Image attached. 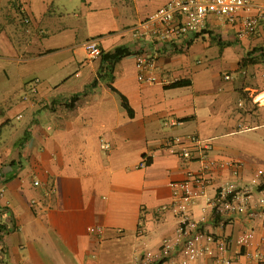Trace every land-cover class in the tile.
<instances>
[{
    "label": "crops",
    "instance_id": "crops-1",
    "mask_svg": "<svg viewBox=\"0 0 264 264\" xmlns=\"http://www.w3.org/2000/svg\"><path fill=\"white\" fill-rule=\"evenodd\" d=\"M170 1L0 0V264H139L148 252L177 264L170 184L201 163L166 144L178 138L199 156L189 137L217 164L191 218L228 242L230 264H264V64L242 65L264 50V20L248 37L213 16L196 38L134 32ZM138 54L154 58L144 74L154 83L139 81ZM225 183L247 190L257 216L214 214ZM164 241L179 245L161 259Z\"/></svg>",
    "mask_w": 264,
    "mask_h": 264
},
{
    "label": "built area",
    "instance_id": "built-area-1",
    "mask_svg": "<svg viewBox=\"0 0 264 264\" xmlns=\"http://www.w3.org/2000/svg\"><path fill=\"white\" fill-rule=\"evenodd\" d=\"M255 12V13H253ZM223 18L229 23L237 25L238 35L248 37L255 33L261 20H264V0H172L153 12L134 32L139 30L154 32L157 41L165 43L180 36L190 34L194 36L206 27L209 17ZM90 59H96L101 55L100 45L97 40H89L84 45ZM136 67L139 72V81L154 83L155 79L144 78V74L150 73L154 67V58L144 54L136 55ZM189 144L194 145L199 156H195L191 149L185 146L180 139L169 140L166 148L184 161L198 160L201 163L198 172H188L185 179L172 182L173 202L171 211L178 220V232L182 238V259L177 264H196L197 261L206 257L212 264H230L225 258L229 250V244L224 239L214 238L213 235L202 231L199 222L190 216V209L194 202L206 194V190L214 185L212 171L217 164L208 159L206 152L210 146L196 137H189ZM233 170L238 168L235 164L229 165ZM237 175V170H234ZM264 170L257 173V177H263ZM35 186L38 182L34 183ZM245 188H239L234 183H225L216 189L213 210L214 214L223 218H230L235 214H247L250 212L248 194ZM264 206V199L260 200ZM88 232L101 236V228H89ZM252 238L251 233L245 234L240 240L246 244ZM181 242V243H182ZM180 243V244H181ZM178 243L164 241L161 245L160 258L170 256ZM155 260L153 253H145L139 264H152ZM261 264V263H258Z\"/></svg>",
    "mask_w": 264,
    "mask_h": 264
},
{
    "label": "trees",
    "instance_id": "trees-1",
    "mask_svg": "<svg viewBox=\"0 0 264 264\" xmlns=\"http://www.w3.org/2000/svg\"><path fill=\"white\" fill-rule=\"evenodd\" d=\"M204 33H205V31H201V32L198 33V34H195L193 37L196 38V37H198V36H200V35H202V34H204ZM255 51H256V50H255ZM255 51H253L252 53H250L249 56L253 55V53H255ZM258 51H259V55H258V56L254 57L253 59H252L251 57H248V59H247V58L244 59V60L242 61V65H243V66H246V65L255 64L254 61H257V59H258V60H259V59H262V58L264 57V50L259 49ZM188 85H189V82H187V81H181V82L173 83V84L169 85L167 88H168V89H174V88H179V87H185V86H188ZM76 99H77V96L73 97V98L71 99V102L74 103V102L76 101ZM161 263H162V262H161ZM161 263H160V264H161Z\"/></svg>",
    "mask_w": 264,
    "mask_h": 264
},
{
    "label": "rangeland",
    "instance_id": "rangeland-1",
    "mask_svg": "<svg viewBox=\"0 0 264 264\" xmlns=\"http://www.w3.org/2000/svg\"><path fill=\"white\" fill-rule=\"evenodd\" d=\"M261 61H262V63L264 64V57L262 58V59H260ZM262 79H263V81H264V67H263V69H262ZM252 75V74H251ZM253 77L255 78V75H254V73H253ZM255 82H256V80H255ZM264 83V82H263ZM257 86V85H256ZM251 88L253 89V90H255V89H257V87H255L254 85H252L251 86ZM250 93L252 92V90L251 91H249ZM253 94H256V91H253Z\"/></svg>",
    "mask_w": 264,
    "mask_h": 264
},
{
    "label": "bare ground",
    "instance_id": "bare-ground-1",
    "mask_svg": "<svg viewBox=\"0 0 264 264\" xmlns=\"http://www.w3.org/2000/svg\"><path fill=\"white\" fill-rule=\"evenodd\" d=\"M262 98H263V96H260V97H259V100L262 99Z\"/></svg>",
    "mask_w": 264,
    "mask_h": 264
}]
</instances>
